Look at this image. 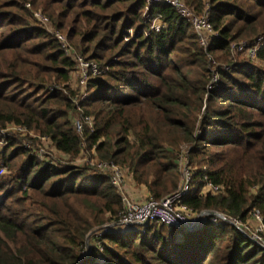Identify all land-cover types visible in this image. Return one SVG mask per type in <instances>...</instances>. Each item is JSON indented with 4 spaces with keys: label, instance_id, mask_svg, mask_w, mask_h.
I'll list each match as a JSON object with an SVG mask.
<instances>
[{
    "label": "trees",
    "instance_id": "16d2710c",
    "mask_svg": "<svg viewBox=\"0 0 264 264\" xmlns=\"http://www.w3.org/2000/svg\"><path fill=\"white\" fill-rule=\"evenodd\" d=\"M64 32L76 52L104 71L88 81L82 113L94 128L76 132L66 85L73 61L56 37L35 24L18 0H0V126L44 135L67 161H41L8 138L0 159V264H264V249L225 220L205 217L194 231L150 223L118 224L122 201L109 175L76 163L89 156L125 167L158 200L176 189L180 147L187 144L194 213L214 210L245 221L259 209L264 223V65L229 50L231 41H264V0H209L218 31L208 53L188 20L150 5L164 27L145 35L144 0H28ZM196 12L203 0H184ZM129 28L133 35L124 36ZM264 44L258 51L261 59ZM211 182L215 193H201ZM93 236L82 255L88 233Z\"/></svg>",
    "mask_w": 264,
    "mask_h": 264
},
{
    "label": "built area",
    "instance_id": "2783aa9c",
    "mask_svg": "<svg viewBox=\"0 0 264 264\" xmlns=\"http://www.w3.org/2000/svg\"><path fill=\"white\" fill-rule=\"evenodd\" d=\"M209 0H203V9L201 12H196L192 7H189L184 0H144L145 6L143 10V17L145 18L146 27L142 29V32L147 35L151 32H158L164 27V21L160 13H151L150 5H166L175 10V12L188 20L192 25L198 40L199 47L206 52L209 61L212 63L211 71V82L216 83L218 80V73L215 71V67L220 66L227 68L228 66L224 63L218 64L212 60V56L208 53L207 49L210 47L212 42L219 37L218 31H216L208 19V8ZM35 18L46 24L49 22L48 18L43 15L40 11L34 12ZM57 40L59 41L64 53L73 61V67L70 70L69 79L66 85H59L52 83L46 86L49 91L58 90L63 94L67 95L69 100L74 106L71 114V120L77 133L82 134L85 128L93 130L94 121L93 117L88 114L82 113L81 102L88 97V81L102 73L104 67L93 61L86 56L76 52V50L70 45L67 37L59 31L54 32ZM133 35V29L129 28L124 36V41H127ZM264 44L263 38L260 37L254 44H250L244 40L231 41L229 43V50L231 53L245 54L249 59L254 61H261L264 64V53L261 59L258 57V51L262 49ZM264 89V84H263ZM24 127L18 124L11 123L7 127L0 128V152L6 145V141L10 137L11 131L22 132ZM31 138L35 136L30 135ZM43 140H47L46 136H41ZM31 138H26L28 142L22 141L25 148L34 154L41 161H56L53 159V155L47 151L46 144L41 142L39 145H35ZM24 140V139H23ZM184 146V147H182ZM180 150L177 164L180 171V180L177 184L176 189L165 195L159 200L145 199L143 201H135L132 198L127 197L128 194L126 187H124V175L129 174V171L116 163L111 161H103L97 159H87L86 162L96 168L102 173L109 175L110 181L119 193L122 201V210L119 212V225L135 226L138 228H144L150 223H161L167 227L183 228L187 231H194L198 228L199 223L205 217L210 216V220L213 222L219 219L225 220L228 223L237 227L241 232L247 235L253 242L257 243L264 249V223L261 212L259 209H253L248 219H251L252 231L248 233L245 229L248 227L247 220L242 221L236 217H227L224 214L221 215H205L202 219L198 218L199 213H194L186 204L183 199L192 189V169L188 165L187 149L188 145L183 144ZM55 150V149H54ZM56 151V150H55ZM62 154L60 151H56ZM64 155V154H62ZM65 156V155H64ZM6 173L5 163L0 161V176ZM219 185H215L211 182L201 188V193L211 192L215 193L219 190ZM104 226V227H103ZM102 229L98 231V235L106 233L111 224H104ZM97 230V229H96Z\"/></svg>",
    "mask_w": 264,
    "mask_h": 264
},
{
    "label": "rangeland",
    "instance_id": "374dc122",
    "mask_svg": "<svg viewBox=\"0 0 264 264\" xmlns=\"http://www.w3.org/2000/svg\"><path fill=\"white\" fill-rule=\"evenodd\" d=\"M18 1H20V2H22L23 3V0H18ZM24 7H26L28 10H29V12H30V14H31V16H32V19L34 20V22H35V24L37 25V26H39V27H42V28H44L46 31H48L49 33H52L54 36H55V34H54V32L55 31H57V30H55L54 28H53V26L51 25V23H50V20H49V22L48 23H46V24H44V23H42V22H40V21H38L36 18H35V16H34V12L35 11H40L42 14L44 13V12H42V10L40 9V7L39 8H34L32 5H31V3L28 1V0H26V2L24 3ZM43 15H45V14H43ZM46 16V15H45ZM47 17V16H46ZM48 18V17H47ZM60 32V31H59ZM60 33H62V34H64L66 37H67V35L64 33V32H60ZM56 37V36H55ZM263 37V36H262ZM57 39V38H56ZM67 40H68V38H67ZM69 41V40H68ZM244 41H246V42H248L247 40H244ZM59 42V41H58ZM70 43V42H69ZM71 45V44H70ZM72 46V45H71ZM230 53H231V51H230ZM232 54V56L233 55H238V56H243V57H247L245 54L243 55V54H239V53H231ZM248 58V57H247ZM212 60H214L216 63H218V64H221V63H224V62H221V61H219V60H216L214 57H212ZM254 61V60H253ZM258 63H262L261 61H258ZM263 64V63H262ZM211 65H212V63H211ZM264 65V64H263ZM69 79H72L70 76H69ZM11 123H8V124H6V125H4V126H8V125H10ZM4 126H0V128H3ZM23 127V126H22ZM11 136L10 137H13L16 141H19V142H21V144H22V141H27L28 142V140L26 139V138H31V136L30 135H33V136H35L34 138H31V140H32V142L36 145H39V144H41V142H43V143H47L46 144V148H47V151L50 153V154H52L53 155V159H55V160H60V161H67L68 160V157L66 158V156H64V155H62V154H60V153H58V152H56L55 150H54V148H53V146H49V141H47V140H43V138L41 137L42 135H39V134H36L34 131H32V130H27V129H23V131L22 132H15V131H11ZM24 139V140H23ZM185 144V143H184ZM23 145V144H22ZM183 145V144H182ZM181 145V146H182ZM182 147H184V146H182ZM182 147H180V150L181 149H183L184 150V148H182ZM82 150H83V152L81 153V156H79V157H77V158H75V160H74V162H76V163H82V162H86V160L87 159H89V158H91V159H97L96 158V156H89V154H88V152L86 151L87 149H85L84 148V145H82ZM2 152V151H1ZM1 152H0V154H1ZM98 160V159H97ZM0 161L2 162V163H4L3 162V160H1L0 159ZM88 165L89 166H91L90 164H89V162H88ZM188 165L189 166H191L189 163H188ZM5 166H6V173L3 175V176H5V175H7L8 174V171H9V169H8V167H7V165L5 164ZM181 176V175H180ZM124 180H125V183H124V187H126V190L128 191V193H129V195L128 194H125L127 197H129V198H132L133 200H135L134 198H133V195H132V192H131V190H132V187H138V186H140V185H138V184H136L135 182H134V180H133V178L131 177V175L130 174H128V173H126L125 175H124ZM179 180H180V178H179ZM179 180H178V182H179ZM143 187H145L144 185H142ZM146 188V187H145ZM147 189V188H146ZM147 193H148V191H147ZM148 196H149V193H148ZM148 196H147V198H148ZM146 198V199H147ZM161 199V198H160ZM159 200V199H158ZM136 201V200H135ZM203 218V217H202ZM201 218V219H202ZM247 222H248V227H247V229H245L248 233H250L251 231H252V228H251V224L253 223V221L251 220V219H248L247 220ZM106 224H111L112 225V223H106ZM120 226H124V227H122V228H125V227H128V226H126V225H120ZM104 227V226H103ZM103 227H101L100 229H94V230H91L89 233H88V236H87V238H86V242H85V247H84V249L82 250V252H81V254L82 255H85V254H87L89 251H90V245H91V239H92V237L93 236H96V235H98L99 233H98V231H100ZM111 227V226H110ZM109 227V228H110Z\"/></svg>",
    "mask_w": 264,
    "mask_h": 264
},
{
    "label": "crops",
    "instance_id": "0c3cea01",
    "mask_svg": "<svg viewBox=\"0 0 264 264\" xmlns=\"http://www.w3.org/2000/svg\"><path fill=\"white\" fill-rule=\"evenodd\" d=\"M131 192H132L133 198L136 201H143L148 196L147 189L143 187L142 185L138 187H132Z\"/></svg>",
    "mask_w": 264,
    "mask_h": 264
},
{
    "label": "water",
    "instance_id": "95a60500",
    "mask_svg": "<svg viewBox=\"0 0 264 264\" xmlns=\"http://www.w3.org/2000/svg\"><path fill=\"white\" fill-rule=\"evenodd\" d=\"M205 215H221L219 212L214 210H203L199 213L198 218L201 219L202 217H205Z\"/></svg>",
    "mask_w": 264,
    "mask_h": 264
}]
</instances>
